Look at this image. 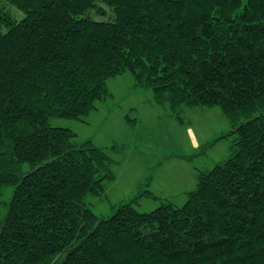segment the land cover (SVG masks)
Instances as JSON below:
<instances>
[{
  "label": "trees",
  "instance_id": "16d2710c",
  "mask_svg": "<svg viewBox=\"0 0 264 264\" xmlns=\"http://www.w3.org/2000/svg\"><path fill=\"white\" fill-rule=\"evenodd\" d=\"M127 70L179 119L218 105L234 140L182 205L101 217L109 150L49 120ZM0 264H264V0H0Z\"/></svg>",
  "mask_w": 264,
  "mask_h": 264
},
{
  "label": "rangeland",
  "instance_id": "374dc122",
  "mask_svg": "<svg viewBox=\"0 0 264 264\" xmlns=\"http://www.w3.org/2000/svg\"><path fill=\"white\" fill-rule=\"evenodd\" d=\"M133 84L129 70L109 77V95L97 100L82 120H49L51 125L74 130L77 142L91 138L109 150L114 177L105 181L104 195L86 199L101 217L110 215L120 203H131L141 212L169 201L182 205L186 192L196 186L199 170L210 169L232 151L233 124L218 105L183 106L177 113L179 119L154 101L149 88ZM114 143L119 148L110 147ZM201 145H207L203 153L189 160L180 157L194 155ZM28 167L24 164V169Z\"/></svg>",
  "mask_w": 264,
  "mask_h": 264
}]
</instances>
